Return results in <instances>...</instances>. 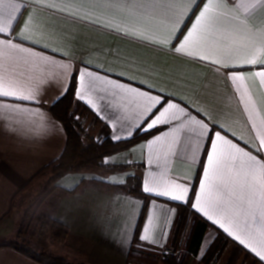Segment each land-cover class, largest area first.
Segmentation results:
<instances>
[{
    "label": "crops",
    "instance_id": "1",
    "mask_svg": "<svg viewBox=\"0 0 264 264\" xmlns=\"http://www.w3.org/2000/svg\"><path fill=\"white\" fill-rule=\"evenodd\" d=\"M18 2L23 5L22 14L18 15L12 36L23 39L12 42L24 51L0 47V77L12 86L31 90L36 101L0 97V105L29 110L16 113L0 107V264H39L23 254L15 240L23 205L32 198L34 177L65 151L66 130L51 108L67 94L74 77L77 119L86 144L107 139L127 141L137 133L154 134L107 159V164L125 167L122 172L96 177L76 171L55 183L38 213L67 227L68 235L63 243L55 239L44 242L40 253L72 264H134L150 260L163 264L164 253L172 250L177 205H191L211 225L201 249L208 248L221 232L251 255L249 264H264L251 250L255 247L264 253V236L258 231V222L252 225L255 238L251 247H246L192 207L207 167L209 135L214 139V132H220L264 163V77L256 75L264 72V6L257 7L244 20L232 7L238 0H216L221 5L219 33L206 45L190 42L177 52L175 49L184 41L207 0H199V6L194 8L187 5L191 11L185 10L179 24L175 23L179 9L167 18L150 19L125 12L116 6L117 0ZM10 12L5 0L0 13L7 16ZM253 28L261 31H252ZM4 38L0 36V40ZM253 56L256 64L240 68L212 62L231 64ZM82 71L100 77L96 87L107 91H89L87 78L81 88L78 77ZM233 73L246 79L233 81ZM105 79L175 104L177 107L166 113L173 123L159 124L147 131L143 126L136 127L142 119L140 114L147 115L148 101L127 92L111 97L108 92L113 90L103 83ZM78 92L84 94V100L77 98ZM99 95L106 98L101 100ZM88 100L96 108L86 103ZM109 100L116 107H109ZM201 120L211 131L200 127ZM156 137H160L159 141L151 143ZM153 177L161 189L164 180L186 187L185 199L178 201L145 192V182ZM130 178L140 180L142 195L121 189ZM146 229L156 243L141 240Z\"/></svg>",
    "mask_w": 264,
    "mask_h": 264
},
{
    "label": "snow or ice",
    "instance_id": "2",
    "mask_svg": "<svg viewBox=\"0 0 264 264\" xmlns=\"http://www.w3.org/2000/svg\"><path fill=\"white\" fill-rule=\"evenodd\" d=\"M189 4L194 8L199 6V0H123V3L117 0L116 6L125 12L139 14L150 19L167 18L174 9H179L178 18L175 21L176 24H179L182 22L179 17L184 15L185 10L191 11V8L187 7ZM4 6L5 0H0V8ZM259 6H264V0H238L236 4L232 5L240 15H243L244 20H247L253 10ZM7 7L11 9L7 16L0 13V36L5 37L0 40V47L24 51L19 45L12 42L13 39H23L19 35L12 36L15 31V24L18 23V15L22 14L21 8L23 5L19 4L18 0H7ZM220 7L221 5L216 0H207L192 28L184 37V41L175 50L177 52L182 51L190 42H195L201 46L208 44L210 38L219 33L218 10ZM251 30L261 31L255 28ZM261 49L264 51V45H261ZM199 58L207 59L208 57L200 56ZM212 62L220 63L222 67L240 68L244 65L256 64L257 59L253 56L231 64L223 63L220 60H213ZM58 67L66 68L67 66L58 65ZM262 67H264V63H262ZM256 75L264 77V72H258ZM86 78L88 79L89 91L94 93L107 91L97 89L96 81L100 80V77H94L91 72L87 71L79 73L78 81L81 88L85 87ZM231 79L233 81H242L246 78L233 73ZM103 83L108 84L113 90L108 92V95L113 98L119 92L134 93V95L146 98L148 101L145 108L147 115L140 114L142 119L140 124L135 125L136 127L143 126V130L147 131L157 127L159 124L173 123L171 119L166 117V113L177 106L169 103L165 98L153 97L107 79ZM66 91L67 89L65 88L63 92ZM0 97H11L21 101H36V96L31 90L12 86L2 77H0ZM77 98L84 100L85 96L82 92H78ZM98 98L104 100L106 97L99 95ZM86 103L96 108V104L91 100L86 101ZM165 104L167 107L164 106ZM108 105L109 107H116L111 100L108 101ZM0 107L16 113L29 111L18 105L4 104L0 105ZM157 113L159 114L157 115ZM185 115L188 114L185 113ZM117 119H120V117H117ZM189 119H191L190 116ZM199 124L202 129L211 131L209 125L204 121H199ZM116 139H120V137L117 136ZM159 139L160 137H156L151 143H156ZM208 141L211 150L207 154V167L200 183V194L196 197L192 207L195 211L202 213L213 224L218 225L229 236L238 240L240 244L251 247V242L255 238L252 231L253 224L259 223L258 231L261 236H264V163H261L256 156L245 152L231 141L225 139L220 132H214V139L212 135H209ZM261 143L264 144V141H261ZM149 163L151 164V161ZM144 191L180 201L185 199V193H187L188 189L179 183L167 180L163 181V188L161 189L160 183L153 177L145 182ZM141 240L148 243L157 242L147 234V229L145 234L141 236ZM261 247L264 248V240L261 241ZM251 250L264 260V253L258 252L255 247H251Z\"/></svg>",
    "mask_w": 264,
    "mask_h": 264
},
{
    "label": "trees",
    "instance_id": "3",
    "mask_svg": "<svg viewBox=\"0 0 264 264\" xmlns=\"http://www.w3.org/2000/svg\"><path fill=\"white\" fill-rule=\"evenodd\" d=\"M75 90L76 78L74 77L67 94L51 108L53 116L63 124L66 130L67 145L65 151L57 161L45 167L33 180L50 169H53L55 180H59L67 174L81 169L104 171L106 167L103 164L107 158L128 151L141 140L154 134L153 132L149 134L137 133L132 139L127 141L114 142L107 139L102 142L93 141L90 144H86L82 137L83 127L76 120V113L79 105L76 102ZM110 172L113 173L115 170ZM121 189L131 194L142 195V186L138 178L129 179L127 184L122 186ZM146 210L145 206L139 221L135 239L137 242L138 233L144 220ZM177 212L172 247L174 252L179 250L184 237L183 234L189 225L190 233L186 240L185 254L182 256H178V254L167 255L163 260V264H190V260L199 254L205 233L211 228L209 223L191 209V205H177ZM51 224L58 230L59 241L63 243L68 235L67 227L54 221H52ZM21 251L39 264H72L63 258H57L47 254H38L32 251H25L24 249H21ZM226 251L230 253L228 264H238L239 262L246 263L252 260L251 255L242 247L233 244L229 238L219 232L216 239L206 251L202 261L205 264H210L212 261L216 260V258L221 257Z\"/></svg>",
    "mask_w": 264,
    "mask_h": 264
},
{
    "label": "rangeland",
    "instance_id": "4",
    "mask_svg": "<svg viewBox=\"0 0 264 264\" xmlns=\"http://www.w3.org/2000/svg\"><path fill=\"white\" fill-rule=\"evenodd\" d=\"M77 113H76V120L79 122V120L77 119ZM107 159L104 161L103 164L106 167V170L104 171L94 170V169H81L77 171H84L96 177H105L107 174H116L118 172H122L125 170V167H117L111 164H107ZM112 170H115V172L111 173L110 171ZM57 181L58 180H55V174L53 172V169L47 170L41 176L35 179V182L33 184L34 185L33 193L30 194L32 195V198L31 196L27 198L23 205L24 206L23 208L25 209L22 211L23 216H22L21 224H19L18 233H17L18 236L17 239L15 240V242L20 247V249H24L25 251H32L38 254H45L39 252V250L43 248L44 245L42 244L44 242L45 243L51 242L53 239H55L56 241L61 243L59 241L58 230H56L51 224L52 220L47 219L46 217H43L38 213L39 205L41 204V202H43L44 198L50 192H52L54 185ZM189 233H190V227L188 225L187 229L183 234L184 237L182 239L181 247L179 248V250L177 252H174L172 247L171 253L170 252L166 254L164 253V255L167 256V255L178 254V256H182L183 254H185L186 240L188 238ZM208 248L200 249L199 254L190 260V264H205L202 260ZM229 257H230V253L229 251H226L221 257L216 258V260L212 261L210 264H228ZM153 261L154 260H150L148 261V263H140L138 261H135L134 264H154ZM238 264H249V262L246 263L239 262Z\"/></svg>",
    "mask_w": 264,
    "mask_h": 264
}]
</instances>
